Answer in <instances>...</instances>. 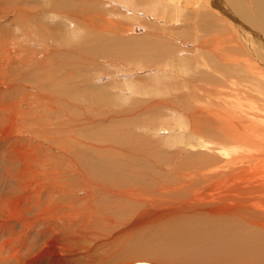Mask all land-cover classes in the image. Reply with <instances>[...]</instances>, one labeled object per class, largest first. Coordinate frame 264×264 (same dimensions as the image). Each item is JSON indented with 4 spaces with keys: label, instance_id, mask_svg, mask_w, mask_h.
Returning a JSON list of instances; mask_svg holds the SVG:
<instances>
[{
    "label": "rangeland",
    "instance_id": "1",
    "mask_svg": "<svg viewBox=\"0 0 264 264\" xmlns=\"http://www.w3.org/2000/svg\"><path fill=\"white\" fill-rule=\"evenodd\" d=\"M130 5L122 0H0V242L11 237L16 240L11 246L20 251L12 258L1 254L0 264H48L34 261L26 252L54 239L53 235L62 239L60 246L67 245L62 235L75 231L78 222H65L67 217L59 221L45 212L40 215L43 199L58 182L70 188L59 195L60 206L104 207L102 214L112 218L116 244L100 245L94 251L112 248L115 263L227 264L231 258L216 254L218 245L213 243H225L229 230L217 229L215 221L201 214L200 201L188 203L191 195L175 199L176 205H186L184 212L175 209L170 216L158 218L159 210L174 209L166 199L168 194L162 193L179 184V177L172 179L170 167L181 171V163L173 159L183 153L180 142L187 138L180 142L166 138L161 129L156 135L153 126L173 121L168 119L175 112L173 105L183 112L194 103L183 101L182 95L172 106L153 104L154 99L171 96L155 89V80L168 84L171 78L161 71L158 47L148 33L151 21L132 15L135 8L142 9ZM78 18L85 22L79 23ZM159 27L167 28L174 42L179 37L176 33L183 31ZM109 182L127 185L129 192L138 195L131 201L96 193ZM38 189H43L42 204L37 200ZM26 196L32 200L23 201ZM34 201L41 206L37 208ZM100 215H93L92 220ZM134 221L140 226L136 228ZM105 226L110 227V221ZM88 234L93 235L91 228L81 235ZM234 241L238 246L237 237ZM73 249L83 251L78 244ZM84 263L81 258L74 262Z\"/></svg>",
    "mask_w": 264,
    "mask_h": 264
},
{
    "label": "bare ground",
    "instance_id": "2",
    "mask_svg": "<svg viewBox=\"0 0 264 264\" xmlns=\"http://www.w3.org/2000/svg\"><path fill=\"white\" fill-rule=\"evenodd\" d=\"M122 1L125 5L132 3L130 6L134 5L142 9L132 10V15L136 18L139 19L137 16L141 15L142 19L148 18L147 20L151 21V23L145 22L149 24L148 33H152L153 43L158 47L156 52L159 57L158 61L163 66L161 71L167 72L165 76L170 74L172 80L168 81V84L155 80L153 84L155 89L159 87L171 96L165 99H151L153 104L157 102L172 106L175 101L179 100L177 96L182 95L183 101L194 103L192 107L188 104L183 112L173 105L171 109L175 112H170L171 118H168L173 121L168 124L161 120L162 122L157 126H153V130L151 128L156 135L159 134L160 129L165 130L163 132L166 138H178L179 142L187 138L186 142L183 140L180 142L182 143L180 148L183 149L184 154L180 153L173 159L174 163H181L178 166L181 171L177 172L178 170H173L174 166L170 167L171 172L174 173L172 179L179 177L180 180L177 182L179 184L166 193H162L168 194L166 199L173 204L174 209L168 212L159 210L158 218L163 219V217L170 216L175 209L184 212L186 205L182 203L176 205L175 199L183 194L188 195V198L191 195L188 203L194 204L196 200L200 201L201 210L199 212L215 221L217 229L229 230L228 240H225V243L221 244L220 241L214 240L213 243L218 245L217 249H214L216 254L222 256L221 253H223L231 257L228 258L227 264H264V0ZM76 20L82 24L85 22L79 18ZM88 22L91 23V20ZM165 25L172 29L181 28L183 30L181 33H176L179 35L176 37V42L168 34L167 28H164V31L159 27ZM140 27L143 29V26ZM73 28L77 30L74 25ZM96 28L97 26L95 27L97 31ZM134 28L135 25L128 30ZM158 68L160 67L155 70ZM189 73L193 75H187ZM180 90H183L184 94L178 95ZM181 101L180 99L179 102ZM162 159L164 158H159L157 161L161 163ZM108 184L99 186L100 189L96 193L130 200L138 195L137 192H129L131 187L128 189L127 185L120 186L122 190H126L122 191L119 186H115L119 185L118 183ZM195 186L198 187L196 189H201V192L195 191ZM66 188L69 187L58 182L55 187L49 189L43 199L45 206L41 208L40 215L45 212L46 216H57L59 221L67 217L65 222H70V224L78 222V228L62 235L66 236L67 245L60 246L59 242L61 243L62 239L52 234L54 239L46 238L44 240H48L46 244L43 241L44 243L26 252V256L29 255L34 261L38 259L48 264H74L80 258L86 264H99L100 262L118 264L111 260L112 248L94 251L100 245L107 247L116 244L117 234H112V229H110L114 225L112 218L105 217L109 215L107 213L102 214L101 210L104 207L101 210L96 207L88 210L85 207L86 211L73 205L60 206L59 203L62 201L57 199L59 195L66 193L64 190ZM42 193L43 189H38L37 200H40L41 204ZM90 194L92 195L91 192ZM29 200H32L30 196H26L23 201ZM40 201L33 202L37 208L41 206ZM97 213L101 214L100 218L92 220V216L95 217ZM1 214L5 215L3 211ZM13 219L15 221V218ZM109 221L110 227L105 226ZM134 222L135 226L141 224L138 221ZM90 228L93 232L92 236L81 235L83 231ZM127 229L130 230L129 226ZM247 231L250 232L248 237L245 235ZM76 232L75 236L78 238L73 240ZM43 237L38 236L39 239ZM235 237L238 238L236 247ZM101 238L103 240L100 241ZM246 238L248 242H245ZM14 241L16 240L11 237L2 240L0 255L7 254L8 258H12L19 254L20 251L11 246ZM74 244H78L83 251L73 249ZM194 257H197V262H200L199 255ZM25 261L27 262V259ZM135 262L119 264H135ZM136 264L156 263L152 260H144Z\"/></svg>",
    "mask_w": 264,
    "mask_h": 264
}]
</instances>
